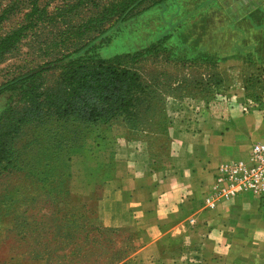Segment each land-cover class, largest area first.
Returning a JSON list of instances; mask_svg holds the SVG:
<instances>
[{"label":"rangeland","instance_id":"374dc122","mask_svg":"<svg viewBox=\"0 0 264 264\" xmlns=\"http://www.w3.org/2000/svg\"><path fill=\"white\" fill-rule=\"evenodd\" d=\"M210 9L208 0H0V39L25 29L0 61V84L101 35L92 54L140 55L132 69L146 88L128 120L69 118L22 129L13 164H0V264H146L134 260L135 236L114 213L115 152L135 147L166 159L170 125L192 129L208 104L215 116L226 115L221 103L264 115L263 66L183 55L185 47L218 46ZM57 77L50 73L45 85ZM9 101L0 95V116Z\"/></svg>","mask_w":264,"mask_h":264},{"label":"crops","instance_id":"0c3cea01","mask_svg":"<svg viewBox=\"0 0 264 264\" xmlns=\"http://www.w3.org/2000/svg\"><path fill=\"white\" fill-rule=\"evenodd\" d=\"M208 1L217 22L212 41L218 46L209 52L185 47L183 55L264 67V0ZM220 107L225 116L213 115L208 104L190 123L192 129L188 122L170 125L162 161L135 147L113 155L114 213L135 236L134 260L264 264V199L245 194L218 201L213 209L204 201L215 192L217 168L236 157L247 159L251 145L264 140V115L239 114V107L226 103Z\"/></svg>","mask_w":264,"mask_h":264},{"label":"trees","instance_id":"16d2710c","mask_svg":"<svg viewBox=\"0 0 264 264\" xmlns=\"http://www.w3.org/2000/svg\"><path fill=\"white\" fill-rule=\"evenodd\" d=\"M24 31L17 29L0 39V61L16 48ZM99 39L101 35L0 84V95L10 94L9 106L0 116V164L6 168L13 164L10 149L26 126L69 118L95 123L135 116L146 91L132 69L140 55L99 60L92 54ZM55 71L57 79L46 86L45 77Z\"/></svg>","mask_w":264,"mask_h":264},{"label":"built area","instance_id":"2783aa9c","mask_svg":"<svg viewBox=\"0 0 264 264\" xmlns=\"http://www.w3.org/2000/svg\"><path fill=\"white\" fill-rule=\"evenodd\" d=\"M214 188V194L204 200L210 209L218 201L245 194L264 199V140L251 145L247 160H231L221 164L214 176Z\"/></svg>","mask_w":264,"mask_h":264}]
</instances>
